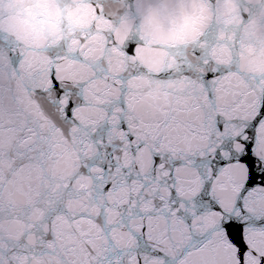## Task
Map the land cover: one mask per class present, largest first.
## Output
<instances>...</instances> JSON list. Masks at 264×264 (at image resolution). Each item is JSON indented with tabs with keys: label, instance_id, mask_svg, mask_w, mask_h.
I'll return each mask as SVG.
<instances>
[{
	"label": "snow or ice",
	"instance_id": "1",
	"mask_svg": "<svg viewBox=\"0 0 264 264\" xmlns=\"http://www.w3.org/2000/svg\"><path fill=\"white\" fill-rule=\"evenodd\" d=\"M0 264H264V0H0Z\"/></svg>",
	"mask_w": 264,
	"mask_h": 264
}]
</instances>
